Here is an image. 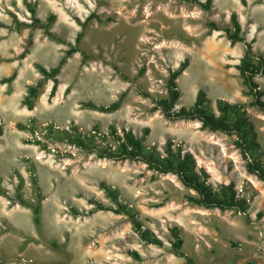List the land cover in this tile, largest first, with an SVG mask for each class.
I'll return each instance as SVG.
<instances>
[{"label":"rangeland","instance_id":"1","mask_svg":"<svg viewBox=\"0 0 264 264\" xmlns=\"http://www.w3.org/2000/svg\"><path fill=\"white\" fill-rule=\"evenodd\" d=\"M28 1L43 21L56 14L52 30L64 42L51 39L40 26L18 29L15 18L31 21L26 1L0 0V23L5 24L0 25V187L14 195L21 183L26 199L40 201L37 224L31 207L0 194V264H190L172 250L176 226L192 264H264V182L248 172L237 136L212 131L198 120L168 119L143 94L166 96L170 70L188 58L178 79L182 95L177 106L192 105L200 90L213 103L226 98L247 104L264 161V111L250 104L252 95L237 68L246 44L233 45L224 30L236 12L246 42L264 55V0H211L210 10L186 0ZM92 14L100 18L89 22L79 47L93 56L85 60L82 51L72 54L58 75L57 94L51 96L53 80H47L30 110L23 100L42 77L36 64L58 66L76 45L79 21ZM13 73V80H3ZM257 80L264 89V75ZM122 93L120 108L112 112L85 105L110 104ZM32 120L36 134L18 127ZM49 122L62 127L74 123L83 130L95 124L105 131L111 125L120 132L132 129L146 145L161 150L173 140L195 154L213 186L234 182L249 200L248 212L195 204L188 199L194 190L176 174L160 173L140 160L100 159L52 141L51 149L44 150L30 142L43 135ZM103 182L118 189L121 200L163 240L162 246L141 240L129 215L95 209L92 198L115 205Z\"/></svg>","mask_w":264,"mask_h":264},{"label":"trees","instance_id":"2","mask_svg":"<svg viewBox=\"0 0 264 264\" xmlns=\"http://www.w3.org/2000/svg\"><path fill=\"white\" fill-rule=\"evenodd\" d=\"M25 1L31 13V21H19L15 18L16 27L19 29L21 27L40 26L44 29L48 37L63 43L64 40L52 30V26L57 19L56 14H50L43 21L37 16L36 5L28 0ZM186 1L197 2L205 10H210L212 5L211 0L205 2L201 0ZM241 1L243 4H247V0ZM94 18L100 17L97 14H92L85 21H79L81 31L77 34L76 45H72L65 51V55L62 57L58 66L48 68L41 63L36 64L42 77L34 85L29 86L28 93L23 100V103L30 110L35 107V100L39 97L47 80H53L51 96L57 94L60 83L58 75L61 68L72 54L82 51L79 43L85 35V30L89 22ZM231 24V27L224 29L228 39L233 45L238 42H245L246 44L244 55L237 65V68L243 79V83L248 87V94L252 95L250 104L264 111V89L260 87V83L257 80L258 76L264 75V55H257L253 49V44L246 42L242 34V24L236 12L231 14ZM0 25L5 26L3 23H0ZM210 26L219 28L214 22L210 23ZM29 40H32V36H30ZM82 54L85 60L93 56L84 50ZM188 66L189 59L187 58L178 67L170 70L167 79L168 93L166 96L154 97L151 93L145 91H143V94L152 98L155 107L160 109L168 119L198 120L202 122L203 127L209 128L212 131L235 134L237 136L235 144L240 149L243 158L247 161L246 168L248 172L256 175L264 182L262 147L258 139V132L248 113L247 104L231 102L226 98H218L213 103L208 94L204 90H200L192 105L177 106L182 95L178 79ZM15 76L16 73H13L9 78L3 80L11 81ZM124 96L125 94L122 93L118 99L106 105H98L91 101L86 102L85 105L102 112H112L120 108ZM18 127L29 130L34 134L37 133L35 120H32L30 124L18 123ZM2 133L3 129L0 128V135ZM144 139V137L137 135L132 129L124 128L120 132L114 125H111L108 131L103 130L98 124H95L89 130H83L74 123L69 127H62L54 122H49L43 127V135L41 137H35L29 139V141L39 145L44 150L51 149L50 142L52 141L74 145L84 152L95 154L100 159L140 160L146 163L150 169H154L160 173L176 174L186 187L194 190L195 193L189 194L188 199L195 204L208 208H220L222 210L234 209L239 212H248L250 206L249 200L247 197L242 196L236 184L230 182L213 186L208 179V172L198 166L197 158L191 150L183 147L181 144H176L170 139L165 143L163 150H161L157 145H146ZM33 182L38 191V197L41 198V187L38 184L36 176L33 177ZM102 186L115 205L105 206L99 200L92 198L90 202L95 204V209H110L117 213L129 215L141 240L159 246L164 244L163 240L152 229L144 226L139 218V212L130 204L121 200L120 193L116 187L105 182L102 183ZM20 189L21 183L14 195H11L8 191L0 187V194L6 196L11 202H17L31 207L33 209L34 220L39 224L40 201L33 203L26 199ZM72 212L74 214L80 213L74 207H72ZM248 220H250L249 217ZM171 231L173 252L176 255L186 257L188 263L192 264L193 260L183 251L184 238L181 228L176 226ZM53 246H56L55 243H53ZM245 264L256 263L254 261H248Z\"/></svg>","mask_w":264,"mask_h":264}]
</instances>
